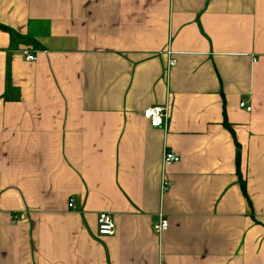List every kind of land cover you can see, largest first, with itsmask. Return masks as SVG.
I'll use <instances>...</instances> for the list:
<instances>
[{"label": "crops", "instance_id": "1", "mask_svg": "<svg viewBox=\"0 0 264 264\" xmlns=\"http://www.w3.org/2000/svg\"><path fill=\"white\" fill-rule=\"evenodd\" d=\"M0 26V264H264V0H0Z\"/></svg>", "mask_w": 264, "mask_h": 264}, {"label": "built area", "instance_id": "2", "mask_svg": "<svg viewBox=\"0 0 264 264\" xmlns=\"http://www.w3.org/2000/svg\"><path fill=\"white\" fill-rule=\"evenodd\" d=\"M20 55L23 58V60L27 63L35 62L36 58L34 55V52H31L29 50H21ZM174 61L170 60L168 62V67L173 66ZM241 108H244L246 111H250L249 107H246L244 103H240L239 105ZM142 117L149 121V124L152 128H163L165 130L166 128V120L168 117V109L167 106H154L149 107L143 110ZM179 162V157L168 150H164L162 154V168L165 169L166 167L176 164ZM168 187V183L166 180L162 179L161 182V189L166 190ZM69 207L72 206L70 203L68 205ZM114 219L112 218V215L107 212H100L97 214L96 218V224H97V232L100 236H112L115 234V225H114ZM168 222L165 218H163L161 215L158 217L157 221L153 223L152 229L153 232L158 235L159 237L162 235L164 231L168 228Z\"/></svg>", "mask_w": 264, "mask_h": 264}, {"label": "trees", "instance_id": "3", "mask_svg": "<svg viewBox=\"0 0 264 264\" xmlns=\"http://www.w3.org/2000/svg\"><path fill=\"white\" fill-rule=\"evenodd\" d=\"M3 30L7 31L8 28L6 27H2L0 26ZM9 31V30H8ZM226 128L229 129V126L226 125ZM229 131L231 132V135L234 139V135L231 131V129H229ZM234 142H235V145H236V149H237V153H236V174H237V177H238V184H239V187H240V191H241V194L243 195V198L246 200V203L247 205L250 207V201L248 199V195H247V192H246V182H245V179L244 177L242 176V174L240 173V169L239 167H241L239 164H240V154H239V146L238 144L236 143L235 139H234Z\"/></svg>", "mask_w": 264, "mask_h": 264}]
</instances>
